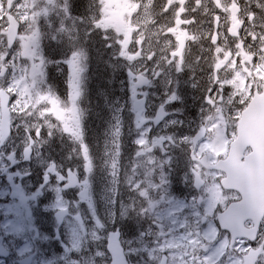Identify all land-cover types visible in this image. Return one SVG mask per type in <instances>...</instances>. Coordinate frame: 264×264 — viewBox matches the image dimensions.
Masks as SVG:
<instances>
[{"label": "snow or ice", "instance_id": "snow-or-ice-1", "mask_svg": "<svg viewBox=\"0 0 264 264\" xmlns=\"http://www.w3.org/2000/svg\"><path fill=\"white\" fill-rule=\"evenodd\" d=\"M212 2L228 14L226 0ZM80 7L76 0H0V174L7 181L0 201L9 198L0 203V256L14 251L16 264H95V257L106 259L107 253L96 251L79 260L71 254L82 253L89 236L104 239L98 232L110 226L114 230L106 239L111 264H264V0H244L242 5L232 0L231 7L243 12L242 18L237 12L236 27L227 15L221 25V17L203 0H194L191 7L188 0H165L158 16L166 19L155 32L150 31L158 22L153 0H88L82 11ZM201 8L213 16L217 28L190 35L180 25L197 20L181 15L195 17ZM166 33L175 36L174 43ZM186 41H210L207 55L201 47L202 54L193 56ZM51 42L61 50L62 60L45 54ZM88 43L110 53L114 70H126L135 115L126 135L138 146L129 165H122L126 105H110L103 144L97 137L93 150L86 142V110L78 100L84 94ZM49 65L58 70L67 65V100L49 84ZM185 85L200 93L195 135L183 134L185 121L173 118L180 108L167 110L174 102L185 103ZM57 136L68 151L59 163L53 155ZM73 157L83 162L82 181L72 168L63 174V162ZM33 159L43 174L29 193L17 179L30 177L31 170L11 168ZM97 178L103 185L104 222L91 191ZM174 180L189 189L183 199L171 191ZM73 185L80 189L75 202L62 195ZM121 186L127 201L117 199ZM46 190L54 193V200L45 211H55V238L64 248L63 256L54 260L39 258L38 245L49 237L34 221L36 202ZM80 201H87L95 221L90 232ZM117 203L118 217L113 211ZM117 224L138 227L131 239L122 240Z\"/></svg>", "mask_w": 264, "mask_h": 264}, {"label": "flooded vegetation", "instance_id": "flooded-vegetation-1", "mask_svg": "<svg viewBox=\"0 0 264 264\" xmlns=\"http://www.w3.org/2000/svg\"><path fill=\"white\" fill-rule=\"evenodd\" d=\"M146 2V0H145ZM165 2V0H153V3L156 5L155 9L153 10L156 15H154L153 19H157V24L155 27H150L151 32H155L162 23H164V20L166 19L165 17H160L158 16L160 12V6ZM204 3H206V6L214 12V15H219L221 17L220 24L225 25L226 20L225 17L227 15L228 17V23L232 27L238 26V21L236 19L237 12L239 11L236 8L231 7L232 5V0H226L227 4L230 6V10L228 14L223 13L221 9H215L214 4L212 0H203ZM241 5L244 3V0H240ZM189 7L194 5V0H188ZM178 6V5H177ZM172 14L169 13L167 18H171ZM239 16L242 18L243 17V12L239 11ZM195 18L197 20L196 24L193 25H180L181 28L187 29L189 31V34H196L199 32H209L216 30L217 24L215 20L213 19L212 15L204 13L203 8L200 9L199 13L195 14V17L193 15L188 14H182L181 19H192ZM250 23V21H249ZM175 24L174 19L172 20V25ZM220 31L222 33L227 32L226 27H221ZM229 38H230V34ZM243 35V33H241ZM166 36L170 38L173 43L175 42V36H173L170 33H166ZM153 39H155L153 37ZM210 41H202V43H193L192 41H186V47L191 49V52L193 56H199L201 55V47L205 49L204 55H207V48L208 44ZM46 55L50 54V51H47L45 53ZM64 58V57H63ZM62 58V59H63ZM60 59V60H62ZM51 60V59H50ZM201 67L206 69L208 65L206 63L201 62ZM48 72V77H49V84L54 86V90L58 96L61 97L62 100H67V94H68V86H67V65L62 66V70H58L55 66L49 65L47 70ZM198 72L201 71V68L197 69ZM221 75H224L223 72L220 73ZM203 78L206 80L207 79V73H203ZM197 79H200L198 76ZM227 91H231L230 88L227 89ZM226 94V93H225ZM200 93L198 91H195L191 89L189 86L185 85L184 89V96H185V103L183 105L179 103L174 102V107H171V110L174 111V108H180V114L178 116V119L186 121L187 117L190 118L194 123H191V131L189 135H195V125L199 124V111L200 110V102L198 101ZM80 100V99H79ZM79 100H78V106H79ZM80 107V106H79ZM168 110V109H167ZM171 112L170 110H168ZM13 116L15 114H12ZM126 118L128 119V123L126 126H124V134H127L128 128L131 126L130 123V115L126 114ZM125 118V119H126ZM54 121V119H53ZM14 123H19V121H15ZM195 124V125H194ZM195 129V130H194ZM13 133L15 134V127L13 126ZM65 141L69 145V149L71 147V141L67 139V134L65 135ZM129 144H126L125 150H123V158L124 159H129V155H131L132 159L134 160L135 158V151L137 150L138 147L135 145H132L130 142V139L128 140ZM18 142V141H17ZM94 150L95 148L92 147ZM22 151V149H21ZM46 155L48 154L47 152L45 153ZM61 154L63 156H67L68 151L65 150L64 144L61 143V138L59 136L56 137V143L53 146V155L54 158L57 160V162H61ZM159 155V153H156ZM19 159V156L17 157ZM136 159V158H135ZM77 160L82 161L81 159H77L73 157L71 161H69L70 165L64 161L63 162V174H67V171L69 168H72L76 172V177L78 181L83 180V166L82 164H77ZM76 162V165L74 166L73 163ZM26 163L27 162H22L19 166H15L11 168V171H17L20 170L21 168H26ZM125 164V163H124ZM129 164V163H128ZM31 170V176L30 177H25L23 181H21L19 178L17 179L18 183H23L26 186V191L32 192L34 188L39 186V183L42 182V172L41 171H36L35 169H30ZM182 172L180 175L182 176ZM121 177H123V174H121ZM52 183H55V177L53 176L51 178ZM7 186V181H6V176L4 174H0V188L6 187ZM62 186V185H61ZM102 188L103 185L99 182V179L97 178L96 180L92 181V197H93V202L97 208V215L101 219V222H104L106 220V204L105 201L102 198ZM79 187L78 185H73L70 188L65 189L64 193L62 194L64 196L65 200L72 199V202H75L79 200ZM171 191L173 192L174 195H176L178 198L183 199L185 195H187L189 189L184 185L182 181L179 180H174ZM54 194L50 190H46L40 199V203L36 204V209L34 211V219L37 227L39 228L40 232L49 237L47 240H41L39 245H38V252H39V258L41 260L48 259L52 260L53 258L59 251L61 253V256L64 254V248L63 244L61 243L60 240H57L56 237V225H55V211L52 212H44L43 205L46 204V202H41V198L47 200V194ZM190 199V196L188 197ZM6 198L3 201H0V203L7 202ZM118 201H127L128 196L127 193L125 192L123 186L120 188V195L118 196ZM44 209V210H43ZM79 210L83 215V219L85 221L87 229L90 231L93 230L95 221L91 219V214L88 212V209L86 206L83 204L82 201H80L79 204ZM87 210V211H86ZM115 211L117 217L119 216V211H120V204L117 203L115 208L113 209ZM52 214V216H50ZM73 215L75 213H72ZM50 216V217H49ZM3 217L0 215V220H2ZM112 221L108 220V224L111 225ZM218 223V221H217ZM145 228L148 226L147 224L144 225ZM117 228L121 230V237L119 239L122 240H128L132 238L133 233L136 231L137 227L135 224H130L127 227L121 228L120 224L116 225ZM114 229L111 228L110 226L108 227L107 231L100 230L98 232V235H101L104 237V239L100 241H93L91 237L89 236L88 241L86 242V246L83 249L82 253H76L73 252L71 254V258L75 260H79L82 257H88L90 255H93L96 251H104L107 253V258L106 259H101L100 257H95V264H111V253L107 249V244L108 241L106 239L108 232L113 231ZM60 232L63 234L62 235V240L64 243H67V238L68 236L66 235V229L61 227ZM123 246V245H122ZM19 257L15 254L14 251H10L8 256H0V260L3 261V264H16L17 260ZM133 264H135V261H133Z\"/></svg>", "mask_w": 264, "mask_h": 264}, {"label": "trees", "instance_id": "trees-1", "mask_svg": "<svg viewBox=\"0 0 264 264\" xmlns=\"http://www.w3.org/2000/svg\"><path fill=\"white\" fill-rule=\"evenodd\" d=\"M76 2L81 6V11L87 3L85 0H76ZM49 43V41H44V45H48ZM51 43L53 46L45 49V53L50 51L47 57L55 60L62 59L61 50L54 46V42ZM86 48L89 60L85 73L84 94L80 97L79 106L81 109L86 110L84 118L87 128L86 142H89L90 146L95 148L97 137L100 143L103 144L104 132L108 127V120L112 115L110 105H115L119 95L122 96L121 101L123 105H126L122 115L125 121L124 126L128 123V119L126 118V111L129 108L128 88L126 85L127 76L124 69L114 70L110 66L109 53L99 50V45L88 43ZM126 144H129L127 135H125L124 150ZM124 163L125 159L123 158L122 165Z\"/></svg>", "mask_w": 264, "mask_h": 264}, {"label": "rangeland", "instance_id": "rangeland-1", "mask_svg": "<svg viewBox=\"0 0 264 264\" xmlns=\"http://www.w3.org/2000/svg\"><path fill=\"white\" fill-rule=\"evenodd\" d=\"M87 3H88V0H85ZM86 3V4H87ZM17 47H18V45H17ZM108 56L110 57V53L108 54ZM11 57H9V59H10ZM125 72H126V70H125ZM126 85H127V77H126ZM67 86H68V84H67ZM127 88H128V86H127ZM143 90H147V89H143ZM69 92V91H68ZM159 95H160V93L159 92H157V94H156V98L154 99V103H159ZM67 97H68V94H67ZM138 98H141V97H138ZM121 99H122V96L121 95H119L118 96V100L116 101V102H118V104L119 105H123V102L121 101ZM128 106H129V108H128V110L126 111L127 112V114H129L130 115V123H131V127H134V120H135V115H134V113L132 112V101H131V93H130V90L128 89ZM168 110H170L171 112H172V110H171V107L170 108H168ZM199 111V110H198ZM123 115V114H122ZM181 116H182V114H180ZM173 118H178V117H173ZM53 119L55 120V118L53 117ZM189 122H192V123H194L192 120H190V118H188L187 117V119H186V121H185V123H184V125L182 126V132H183V134H185V135H189V133H190V131H191V125H189ZM195 125V124H194ZM196 127H195V129L197 128V125H195ZM194 129V130H195ZM155 133H153V135H154ZM134 160H135V158H134ZM69 165H70V163H69V161H67V160H65ZM128 163H130V161H129V159H125V164L124 165H129ZM77 164L79 165V164H82V166H83V162L82 161H80V160H77ZM73 165L75 166L76 165V162H74L73 163ZM26 168H29V169H35L36 171H41L42 173L41 174H43V169L39 166V164L33 159V160H31V161H28L27 163H26ZM83 174L85 175V173H84V170H83ZM121 174H123V168L121 169ZM93 175H96V173L94 172L93 173ZM83 178H84V176H83ZM35 189L36 188H34V190L33 191H35ZM29 193H31V192H29ZM47 197H48V199L47 200H45V199H42L41 198V202H46V204H44L43 205V208L45 209V205H50L51 204V202L54 200V194H51V193H49V194H47ZM40 198V197H39ZM38 198V201L36 202V204L37 203H40V199ZM69 200L70 201H72V199H70L69 198ZM83 202V204L86 206V208L88 209V204H87V201H82ZM43 209V210H44ZM87 211V210H86ZM44 212H54V211H52V210H49V211H45L44 210ZM74 213V212H73ZM50 216H52V214L50 215ZM49 216V217H50ZM34 221H35V219H34ZM67 243H68V238H67ZM61 256V253H60V251L53 257V258H51L52 260H54V259H56L57 257H60Z\"/></svg>", "mask_w": 264, "mask_h": 264}, {"label": "water", "instance_id": "water-1", "mask_svg": "<svg viewBox=\"0 0 264 264\" xmlns=\"http://www.w3.org/2000/svg\"><path fill=\"white\" fill-rule=\"evenodd\" d=\"M141 98H143V97H141ZM55 215H56V213L54 214V217H55Z\"/></svg>", "mask_w": 264, "mask_h": 264}]
</instances>
